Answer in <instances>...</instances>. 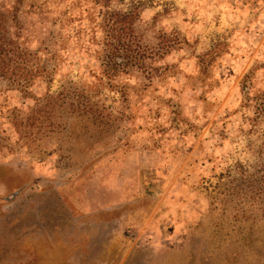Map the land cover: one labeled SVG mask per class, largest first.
Wrapping results in <instances>:
<instances>
[{"label": "rangeland", "instance_id": "rangeland-1", "mask_svg": "<svg viewBox=\"0 0 264 264\" xmlns=\"http://www.w3.org/2000/svg\"><path fill=\"white\" fill-rule=\"evenodd\" d=\"M0 33V264H264V0H0Z\"/></svg>", "mask_w": 264, "mask_h": 264}, {"label": "trees", "instance_id": "trees-1", "mask_svg": "<svg viewBox=\"0 0 264 264\" xmlns=\"http://www.w3.org/2000/svg\"><path fill=\"white\" fill-rule=\"evenodd\" d=\"M105 3L109 0H104ZM12 40H7L3 34L0 33V75H4L10 68H18L19 64L23 61L28 62L27 60V51L23 49H17L14 46H11ZM13 43V41H12ZM27 59V60H26ZM33 68L30 66V69L27 68L25 73L30 72ZM24 73V76H25ZM5 76V75H4ZM27 77V76H26Z\"/></svg>", "mask_w": 264, "mask_h": 264}]
</instances>
